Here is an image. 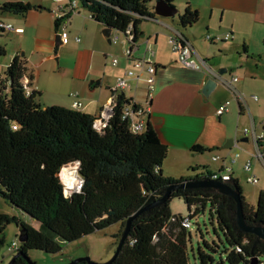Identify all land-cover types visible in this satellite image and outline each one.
Wrapping results in <instances>:
<instances>
[{"label": "trees", "instance_id": "trees-1", "mask_svg": "<svg viewBox=\"0 0 264 264\" xmlns=\"http://www.w3.org/2000/svg\"><path fill=\"white\" fill-rule=\"evenodd\" d=\"M79 1L101 25L120 32L131 27L137 36L141 23L155 17L154 2H174ZM32 7L28 2L5 1L0 10L24 15ZM199 17V11L187 5L179 15V24L187 27ZM178 38L182 43L187 41L180 33ZM5 55L6 48L0 45V56ZM26 71L24 61L16 56L0 78V195L38 223L37 226L16 215L0 213V249L6 243L5 229L9 224H16L25 237L14 253L23 255L11 264H30L26 258L30 250L60 253L65 243L117 223L121 227L114 237L119 243L131 216L134 218L128 236L110 264H190L192 233L183 222L208 207L212 235L206 239L198 229L202 239L198 264H251L254 257L264 264V240L240 229L235 199L211 186L195 185L211 180L210 166L192 168L186 177L163 174L167 145L149 120L145 131L135 134L123 116L125 105L137 107L135 100L121 92L107 126L98 130L97 116L76 108L42 106L39 93H28L21 83ZM8 82L9 95L3 92ZM192 151L214 149L195 145ZM75 161L79 162L84 184L80 192L66 196L60 172ZM228 185L241 192L247 222L264 226V188L257 204L248 209L234 174ZM166 194L165 201L141 211ZM174 198L184 200L189 217L172 213L170 204ZM76 264L91 263L82 260Z\"/></svg>", "mask_w": 264, "mask_h": 264}, {"label": "crops", "instance_id": "crops-1", "mask_svg": "<svg viewBox=\"0 0 264 264\" xmlns=\"http://www.w3.org/2000/svg\"><path fill=\"white\" fill-rule=\"evenodd\" d=\"M24 2L33 5L24 15L0 10V21L24 29L23 32L7 31L0 36V45L5 46L8 56L7 63L0 62V76L4 75L12 60L20 56L27 70L28 89L30 92L39 93L38 100L42 106L59 105L75 109L73 103L79 100L82 106L76 109L97 117L102 111L109 112L112 88L117 76L133 67L131 61L123 59L124 51L128 47L125 36H120L117 43H112L110 38L103 35L102 29L105 26L98 23L87 9L83 11L79 8L68 18L66 29L69 40L63 43V27L54 14L60 3L54 0ZM173 4L180 9L179 15L187 5L197 9L200 17L194 26H201L207 32L204 40L200 31L194 30V26L183 30L179 20L176 24L175 19L160 20L157 17L152 20L157 24L156 29L149 33L142 25L138 29L140 36L145 34L140 42L143 44L145 40L149 41L148 46L155 52L153 60L158 65L155 97L148 120L160 140L168 147L163 174L171 177H180L183 174L188 176L192 173V168L207 165L204 156L212 154L221 156V164L215 169L223 163H231L234 177L238 178L234 164L241 154H238L234 163L230 161L234 149L240 148L239 140L234 138L235 108H231V103L229 110L220 116L216 114V110L230 100L232 94L238 102L239 115L243 116L247 107L251 119L250 127L254 122L257 131L259 127L263 130L264 121L257 123L253 110L238 86H243L242 82L246 79L264 82V0H174ZM218 32L221 34L216 35ZM179 33L186 36L188 42L205 60L209 61L206 56L208 48H212L209 44L217 46L218 42L223 47L229 45L239 54L240 68L224 65L225 67L214 70L222 72L221 75L225 78L238 76L235 87L243 99H237L231 90L222 85H219L222 87L220 90L216 89L204 98L201 88L206 72L183 67L178 62V56L169 48L170 37ZM207 34L215 39L214 42L207 40ZM227 34L231 35L228 40L224 38ZM77 36L80 41H76ZM218 37L221 39L217 40ZM222 46L218 45L214 50L221 49ZM136 53L135 58H141L145 54ZM114 56L119 58L116 65L111 60V57L116 58ZM136 72L140 74L137 70ZM146 78V73L140 75V78L131 77L130 88L123 91L125 96L142 104L146 95ZM6 86L5 90H10L9 84ZM74 92L77 96L72 95ZM243 136L241 141L251 140L245 133ZM230 138L234 140L233 147L222 149ZM195 145L213 148L214 151L193 152ZM223 150L225 153H219Z\"/></svg>", "mask_w": 264, "mask_h": 264}, {"label": "rangeland", "instance_id": "rangeland-1", "mask_svg": "<svg viewBox=\"0 0 264 264\" xmlns=\"http://www.w3.org/2000/svg\"><path fill=\"white\" fill-rule=\"evenodd\" d=\"M5 0H0V5L3 4ZM80 8L85 11L86 9L80 5ZM178 10H180L177 7ZM184 10V9H183ZM157 19H175L176 24H178L179 20V12L173 17H162L155 15ZM142 26L145 27L146 32H150L153 29L157 28V24L151 19L143 21L141 23ZM195 31H200L202 37L204 39L206 29L201 26H194ZM116 32L113 31V34ZM117 34V33H116ZM121 38L124 37L122 33H118ZM218 32L216 35H220ZM5 39V38H4ZM205 40V39H204ZM217 46H222L221 42L216 43ZM227 44V43H226ZM215 44H209L206 56L209 61L208 64L215 70H218L222 67H232V68H240L241 59L237 52H235L229 45L226 47L222 46L221 49H215L217 47ZM128 48V47H127ZM127 48L124 51V60H127ZM169 48L173 52L172 44L169 42ZM147 46L145 43L141 44L140 49L135 51L136 55H143L146 52ZM174 54L177 55L176 52ZM144 56V55H143ZM142 56V57H143ZM117 57V56H114ZM118 58V57H117ZM8 56H0L1 63H7ZM119 59V58H118ZM122 59V60H123ZM113 60V57H111ZM225 65V66H224ZM131 69H134L133 67ZM129 70V69H128ZM127 71V70H126ZM2 74V72H0ZM125 73V72H124ZM123 73V74H124ZM146 77V76H145ZM243 86H238V89L241 91L242 95L245 97L247 102L249 103L251 109L253 110V114L256 117L257 123L264 121V82L257 81L252 82L251 79H246L245 82H242ZM221 86H218L217 89H221ZM3 92L7 95L10 94V90H3ZM258 97L257 101L254 98ZM232 106L231 108H235L236 118L234 120L233 128H234V138L239 140V147L235 148L234 154H241V157L238 158L237 162L234 164V168L236 171V176L239 178L240 185L242 187V192L245 197V201L247 203L248 209H251L252 206H255L258 201V195L260 191L264 188V163L255 157V146L250 140L249 142L241 141L243 136V131L246 127H250L251 119L249 114V109L245 107V112H243V116L239 115V105L237 100L232 96L229 97ZM255 99V100H254ZM226 102V101H225ZM224 102V103H225ZM259 132H261V127H259ZM245 149V150H244ZM246 151V152H244ZM228 152V151H226ZM225 153V150L219 152ZM225 155V154H224ZM220 156V155H219ZM206 159L207 165L211 166L212 170H214L217 166L221 164V160H214L212 154H206L204 156ZM252 161L251 169H246V162ZM231 164V163H230ZM79 165L76 166H67L72 167V171H76ZM68 168V169H70ZM80 175V174H79ZM61 180L64 183V179L60 174ZM180 177H186V174H183ZM258 178L257 183H252V178ZM67 194V193H66ZM171 210L174 215L181 214L183 217H189V210L187 205L185 204L183 199L174 198L171 201ZM0 213H8L9 215H16L23 219L24 221L35 224L38 226V223L33 220L30 216L24 214L16 207L12 206L8 203L1 195H0ZM121 224H113L106 229L96 231L92 234L82 237L79 240L68 242L63 245V249L60 253L57 254H47L41 250H30L28 252L29 257L36 264H67L75 259L81 257H90L93 261L96 262H106L110 260L116 252L118 243L117 239L114 237L115 234L120 230ZM201 228L202 232L205 235L206 239H210L212 235V225L210 222L209 215V207L206 211L198 216H195L191 219V226L188 229L192 233V239L189 244V255H190V264H198L199 261L197 259L198 247L200 243H202L201 235L198 229ZM6 243L0 249V264H9L15 252L10 253L9 246L16 241L18 246L20 247V229L16 224H9L5 229ZM193 249V251H192ZM195 254V257H194Z\"/></svg>", "mask_w": 264, "mask_h": 264}, {"label": "built area", "instance_id": "built-area-1", "mask_svg": "<svg viewBox=\"0 0 264 264\" xmlns=\"http://www.w3.org/2000/svg\"><path fill=\"white\" fill-rule=\"evenodd\" d=\"M26 1V0H21ZM58 1L60 4L55 9L54 14L57 18V20L60 22V24L63 27V31L61 33V40L63 43H67L69 40V32L67 31V23L68 18L71 14H74L78 11L80 8V1L79 0H54ZM23 28H15L11 23L0 21V36L7 31H15V32H23ZM115 34H111L110 40L112 43H117L119 41L120 35L118 33H122L126 41L128 42V48H127V59L133 63L134 69H129L125 71L124 74L117 76L115 85L112 88V100L111 105L108 108L109 112L107 110L102 111L98 121L96 122V127L98 130L104 129L111 116H112V110L114 103L116 101L117 96L123 92L124 90L130 88V78L136 77L140 78V75L146 73V95L144 98V101L142 104L137 103V107H135L133 104H127L124 106L123 109V116L124 118H127L130 123V130L135 134H140L145 131L147 121L149 119V116L152 112V103L155 97V81H156V72L158 69V65L153 60V56L155 54L154 50L150 48L147 44V49L143 57L141 58H135L134 52L137 51L136 44L133 43L134 36L132 31V28H128L125 32L115 31ZM179 35H175L170 37L169 42L172 44L173 51L177 53L178 56V62L185 68L192 69V70H204L207 73L213 74L217 77V81L220 85L227 87L229 90L232 91L234 96L241 100L243 97L238 92V90L235 87V83L239 80V77L236 75L231 76L230 78H225L222 75L217 74V71H215L207 62L205 59H203L198 52L195 50L192 44H190L188 41L186 43H182L181 40L178 38ZM231 37L230 34H227L224 38L228 40ZM182 38V37H181ZM207 40L212 41L215 40L212 38L211 35H206ZM76 41H80V37L75 38ZM183 39V38H182ZM221 38L218 37L217 40H220ZM119 59L116 57L113 59V64H117ZM136 70L140 73L138 74ZM0 78L2 79L3 76ZM27 75H25L21 81L22 85L27 89L28 93H30L27 85ZM9 82L6 84L8 85ZM73 96H77V93H72ZM256 100L258 99L257 96L254 97ZM231 104V101L228 100L224 104H222L220 107L217 108L216 114L222 115L225 112L229 110V106ZM73 106L75 108H80L82 106V102L79 100L74 101ZM245 135L249 136L252 143L255 146V157H257L259 160H261L264 163V126L263 130L261 132L257 131L256 124L253 122L251 124L250 128L244 129ZM262 143V146L260 145ZM238 154H232L230 156V161L234 163L236 161ZM214 160H220L221 156L214 155ZM79 167V166H78ZM252 167V161L246 162L245 168L251 169ZM77 170L76 175L73 180V184L70 185L67 181L64 180V191L66 196H71L74 192H80L83 184L84 179L81 175H79V169ZM233 174V169L230 163H223L218 169H214L212 171V177L211 180L219 181L222 183L228 184V182L231 181ZM252 183H257L258 178H252ZM67 193V194H66ZM183 225L186 226V228L191 226V220L186 219L183 222ZM19 248L16 241H14L9 246L10 253L15 252Z\"/></svg>", "mask_w": 264, "mask_h": 264}, {"label": "water", "instance_id": "water-1", "mask_svg": "<svg viewBox=\"0 0 264 264\" xmlns=\"http://www.w3.org/2000/svg\"><path fill=\"white\" fill-rule=\"evenodd\" d=\"M154 11H155V15L162 16V17H173L179 12V10L177 9V7L174 4H169L165 1H156L154 4ZM155 19H156V17L151 18V20H155ZM194 24H191L187 27H183L180 24L179 25L181 26V29L186 30V29H191L192 26H194ZM113 31L114 30L108 26H105L102 29L103 35L107 38H110ZM180 35L183 39H187L183 33H180ZM133 36H134L133 43L136 44L137 50H139V48L142 44L140 42V39H144L145 34H141V36L140 35L137 36L136 33H133ZM187 41H189V40L187 39ZM148 42H149L148 40L144 41L145 44H148ZM206 62L208 63V60H206ZM217 74L221 75L222 72H217ZM219 85L220 84L217 81V77L213 74L206 72V79L204 80L203 86L201 88V93L204 96V98H207L214 90L217 89V87ZM233 145H234V140L230 138L227 140V143L224 146H222V149L232 148ZM79 174L83 177V175L81 174L80 171H79ZM195 185H197V186H211L213 188L218 189L223 194H226V195L233 197L237 203L236 220H237V224L240 227V229L245 231V232L253 233L258 238L264 240V226L261 224H250L247 222L246 217H245L244 204H243V200L241 198L242 194L237 188H232L231 186H229L226 183H222V182L215 181V180H203V181L197 182ZM167 197H168V194H166L164 197L157 200L156 202H153V203L147 205L141 211H144L146 209H150L153 206H156L157 204L165 201L167 199ZM133 218H134V216H131L128 219L124 234L118 243L115 254L113 255V257L110 260H108L106 262H96L87 256V257H81V258L75 259V260H73L67 264H76L77 262H80L82 260L88 261L91 264H110L117 257L118 253L120 252V250L124 244V241L128 236V232H129ZM20 241L21 242L25 241V237L22 236V234L20 235ZM20 255H23V253L16 252V254L13 256V258L11 259L9 264H11L12 261L17 256H20ZM26 258L30 264H36L30 257L26 256ZM251 264H259L258 263V257H254L251 261Z\"/></svg>", "mask_w": 264, "mask_h": 264}, {"label": "bare ground", "instance_id": "bare-ground-1", "mask_svg": "<svg viewBox=\"0 0 264 264\" xmlns=\"http://www.w3.org/2000/svg\"><path fill=\"white\" fill-rule=\"evenodd\" d=\"M70 165L76 166V165H79V162L78 161L72 162L68 166H70ZM68 168H70V167L65 166L61 170L60 174L62 175V177H63V179L65 181H67L70 185H72L73 184L74 177L76 175V172L71 170V169H73L72 167L70 169H68Z\"/></svg>", "mask_w": 264, "mask_h": 264}]
</instances>
